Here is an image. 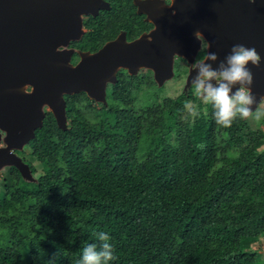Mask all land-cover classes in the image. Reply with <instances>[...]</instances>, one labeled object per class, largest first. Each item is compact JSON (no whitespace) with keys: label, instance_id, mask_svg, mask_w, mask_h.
I'll return each instance as SVG.
<instances>
[{"label":"trees","instance_id":"1","mask_svg":"<svg viewBox=\"0 0 264 264\" xmlns=\"http://www.w3.org/2000/svg\"><path fill=\"white\" fill-rule=\"evenodd\" d=\"M133 78L119 77L99 109L84 93L67 96V129L48 112L29 159L17 152L40 171L35 181L15 167L2 177L0 264H76L98 232L110 237L109 264L259 260L263 132L239 118L218 126L191 88L154 103L134 97Z\"/></svg>","mask_w":264,"mask_h":264},{"label":"water","instance_id":"2","mask_svg":"<svg viewBox=\"0 0 264 264\" xmlns=\"http://www.w3.org/2000/svg\"><path fill=\"white\" fill-rule=\"evenodd\" d=\"M237 1L218 0L220 8L215 9V0H207L213 10L195 19L210 25L205 35L211 45L208 51L216 52L219 61L234 44L255 47L261 57L260 67L248 65L254 77L251 91L257 98L254 110L264 100V0L250 3L254 5L251 17L243 13ZM100 2L0 0V171L15 167L25 180L34 181L30 165L17 152L36 137L48 112L59 128L67 129L66 96L85 93L90 100L107 104V85L118 82L119 70L128 69L133 75L146 67L162 84L174 76L176 54L190 61L193 58L194 40L184 49L188 43L184 34L163 28L132 42H127L124 35L95 54L82 52L74 65V52L67 46L81 37L82 15L96 10ZM182 3L177 5L178 11L187 13ZM136 4L140 8L155 6L152 0ZM192 16L185 14L182 18ZM190 72L189 85L195 75L194 69Z\"/></svg>","mask_w":264,"mask_h":264},{"label":"flooded vegetation","instance_id":"3","mask_svg":"<svg viewBox=\"0 0 264 264\" xmlns=\"http://www.w3.org/2000/svg\"><path fill=\"white\" fill-rule=\"evenodd\" d=\"M139 1L145 0H101L100 4L96 5V10L88 14H83L81 17V37L78 40H72L67 46V49L74 52L71 63L76 65L80 61V53L89 52L95 54L106 44L112 43L124 35L127 42H132L138 40L143 35H148L166 28L172 33L180 30L184 34L188 42L187 44L185 42L184 49H186L193 40L196 43V45L194 43L195 47L191 51V53H194L191 61L179 54H176L174 57V75L178 74V76H184L183 79H188L191 73L190 71L194 69V65L203 60L208 52V41L205 35L210 25H206L205 22L200 24L195 17L201 16L202 14L206 15L211 9L213 10L211 3L207 5V0H182V4L188 10L187 13H184V10L178 11L181 0H152L155 2V6L147 8H140V6L136 4L139 3ZM187 1H189V4L185 6ZM253 1L254 0L237 1L243 13L250 17L254 13V5L252 6L250 4ZM215 3V9L220 8L218 0H215ZM233 8L235 7L233 6L232 9ZM262 8L264 11V7ZM185 14L193 15L192 17L194 18H182ZM179 17H181V19L178 20ZM196 32L201 33L203 36L200 38V41L196 39ZM192 35H194V38H192ZM247 45L250 47V44ZM142 70L141 74L146 73L147 75L150 74L155 77L153 70L150 69L148 72H145L144 69ZM124 76L133 77L128 69H121L117 72L118 81L119 77L123 78ZM111 89V85H108L107 98L111 93Z\"/></svg>","mask_w":264,"mask_h":264},{"label":"clouds","instance_id":"4","mask_svg":"<svg viewBox=\"0 0 264 264\" xmlns=\"http://www.w3.org/2000/svg\"><path fill=\"white\" fill-rule=\"evenodd\" d=\"M195 36L199 41L203 37L199 32H196ZM207 47H211L208 42ZM218 61V54L208 51L206 57L194 65L195 75L191 80L193 94L212 107L215 123L228 128L238 118L251 117L257 121L264 118V112L252 110L257 104V98L251 91L254 77L248 65L258 69L261 64V57L255 47H246L242 43L234 44L224 60ZM213 64L217 66L214 68ZM108 85H111V88L113 86L112 83ZM184 107L191 115L198 114L197 107L191 101H186ZM95 237L99 244L91 243L82 247L76 264H109L115 259L109 235L98 232Z\"/></svg>","mask_w":264,"mask_h":264},{"label":"rangeland","instance_id":"5","mask_svg":"<svg viewBox=\"0 0 264 264\" xmlns=\"http://www.w3.org/2000/svg\"><path fill=\"white\" fill-rule=\"evenodd\" d=\"M62 47L59 49L61 50ZM142 69L145 70V72L147 71H150L149 68H141L138 70V72L136 74H133L132 76L134 77V84H131L130 81H128V83L130 85H134L135 87L133 88L132 87V90H133V94H134V97H137L139 99H141L142 97H146L148 98V101L150 103H154V102H157L154 100V97H158L159 98V101H162V98L161 97H167V96H171V97H176L182 93H185V92H188L189 90H187L188 88H191V84L189 85L188 84V79H183L184 76H178L177 75H174L171 79L169 80H166L164 83L160 84L153 76H151L150 74L147 75L146 73H142L141 72L143 71ZM141 70V71H140ZM147 78V79H145ZM150 79V80H148ZM154 89V90H153ZM193 91V89H192ZM155 94V95H153ZM110 95V94H109ZM151 95H153L151 97ZM92 102L95 103V105L97 104V109H99L101 106L105 105L107 106V104H103L101 102H97V101H94V100H91ZM192 102V101H191ZM193 103V102H192ZM87 104H89L87 102ZM94 105V104H93ZM194 106L197 107V103H193ZM260 110L262 112H264V100L258 105V107L256 109H254L253 111L255 110ZM250 125V127L248 128V131L252 132L254 130H259V131H262L263 134H264V118H261L259 121L255 120L254 118H248L246 119ZM262 147H261V150L264 149V139L262 140ZM4 145V144H2ZM26 153V157L29 159V151H28V145H26L24 147V150ZM32 160V159H31ZM33 161V164L37 167H40V164L37 162V161ZM41 168V167H40ZM8 170V167H5L3 168L1 171H0V185L2 183V177L3 175L6 174ZM40 170H38L36 172V174H38ZM36 174H33V180L35 181L36 180ZM253 212V211H252ZM255 248L257 247V252H258V261L256 262V264H264V236L263 238L260 240L259 243L255 244L254 246Z\"/></svg>","mask_w":264,"mask_h":264}]
</instances>
